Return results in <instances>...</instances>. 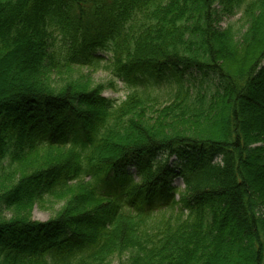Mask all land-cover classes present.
Listing matches in <instances>:
<instances>
[{
  "label": "trees",
  "instance_id": "16d2710c",
  "mask_svg": "<svg viewBox=\"0 0 264 264\" xmlns=\"http://www.w3.org/2000/svg\"><path fill=\"white\" fill-rule=\"evenodd\" d=\"M0 75V264H264V0H0Z\"/></svg>",
  "mask_w": 264,
  "mask_h": 264
},
{
  "label": "rangeland",
  "instance_id": "374dc122",
  "mask_svg": "<svg viewBox=\"0 0 264 264\" xmlns=\"http://www.w3.org/2000/svg\"><path fill=\"white\" fill-rule=\"evenodd\" d=\"M241 17H242L241 11H238L234 14L227 15V16L223 15L221 17L219 27L225 28L228 25H233L237 29L241 30L242 26H243V22L241 20ZM102 55L106 56V54H102ZM249 62H250L249 57L247 59L245 54H240L236 59L226 61V62H224V64L231 71H236L239 68L246 66ZM77 71H78V73H80V71H82L83 73H87L90 70H88L87 68H84V69L81 68V69H77ZM191 75L196 76L199 80L203 79L202 75L196 71H190L189 70V71L185 72L186 77H189ZM91 76L96 82H104L106 84L110 83V81L115 78L112 71L108 70L105 66H99L97 68H92ZM206 80H207V82H204V86L211 88V90H214L217 83H218L217 79L216 78L214 79V77H210V79L208 77H206ZM115 81L117 84V88L116 89H113V88L107 89L105 91V95L108 97L115 98L117 101H119L120 99H124L125 96L127 95V93L130 90L135 88L134 85H131L130 83H127V82L126 83L122 82L118 78ZM161 82H163V81H161ZM5 85L7 87L9 86L8 82L5 80V77L0 75V91L3 90V88L4 89L7 88V87H5ZM150 85H155L153 88H150V89H154L156 93L158 92V93L164 94L165 92L168 91L166 82H163L160 85H156V82L154 80H151ZM173 160H175L174 157H173ZM128 170H129V172L136 174L137 170H136V166H135L134 162H132L129 165ZM172 183L175 186H181L182 188L184 186L181 177H178V176L173 178ZM61 204H62L61 200L58 198L44 197L42 200H39L34 205L32 212H31L32 217H33V219H35L37 221L45 222V221L49 220L52 216H54L58 212V210L61 208ZM236 230H237L236 228H233V232H235L237 234L238 231H236ZM113 259H114V262L112 264H119V261L116 257Z\"/></svg>",
  "mask_w": 264,
  "mask_h": 264
}]
</instances>
